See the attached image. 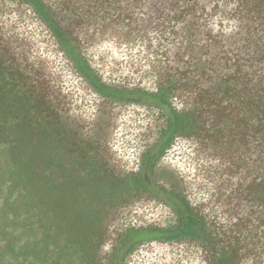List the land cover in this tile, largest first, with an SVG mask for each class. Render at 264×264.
Returning <instances> with one entry per match:
<instances>
[{"label": "trees", "instance_id": "obj_1", "mask_svg": "<svg viewBox=\"0 0 264 264\" xmlns=\"http://www.w3.org/2000/svg\"><path fill=\"white\" fill-rule=\"evenodd\" d=\"M20 1L29 5L63 54L103 95L108 86H98L96 69L86 59L76 32L85 34L89 27L102 24L125 28L136 22L134 28L147 35L149 19L164 17L156 28L161 36L157 92L150 93L163 104L157 107L166 124L163 147L176 137L197 142L226 162L227 180L236 177V183L223 192L222 221L196 213L187 198L179 197L182 210L167 201L176 215L172 227H144L143 231L198 245L206 264H264V0ZM214 18L219 27H209ZM225 22L232 28L222 29ZM170 35L178 37L177 49L168 53L164 48ZM32 73L0 32V120L3 115L18 122L19 140L11 143L12 157L10 154L18 171L27 170V161L30 172L46 171L49 160L43 143L49 138L57 143L67 141L73 162L101 171L104 177L100 180L109 184L115 202L132 203L142 196L164 201L165 194L174 192L142 175V154L139 169L118 173L103 156L104 136L98 132L84 138L79 127L61 112L45 81ZM180 95L188 97V104L172 108V101ZM53 165L55 171L62 170L59 163ZM25 177L36 206L54 213V227L61 226L69 210L52 202L58 198L59 185L51 186L47 193L43 178ZM47 195L52 197L50 202ZM68 228L75 230L72 225ZM89 241L92 250L99 247ZM7 256L9 253L0 251V260ZM120 259L117 255L115 264ZM91 264H103L102 259L95 255Z\"/></svg>", "mask_w": 264, "mask_h": 264}, {"label": "rangeland", "instance_id": "obj_2", "mask_svg": "<svg viewBox=\"0 0 264 264\" xmlns=\"http://www.w3.org/2000/svg\"><path fill=\"white\" fill-rule=\"evenodd\" d=\"M163 18L149 19L147 35L134 28L136 22L125 28L102 24L89 27L85 34L76 32L86 59L96 69L98 86H108L103 95L63 54L27 3L0 0L3 38L28 69H33L32 75L45 81L61 112L79 127L82 136L90 138L98 132L104 136L103 156L118 173L139 169L143 160L142 175L174 191L165 194L164 201L142 196L132 203L115 202L109 195V184L100 180L103 173L73 162L71 147L59 139L57 143L47 138L43 143L49 160L46 171L30 172L29 161L25 163L28 171H18L10 159L11 143L19 140L15 130L18 122L1 115L0 251L9 256L0 264H91L95 255L103 264H115L117 255L121 257L119 264H206L198 245L143 231L144 227H172L176 215L167 201L182 210L180 200L185 198L196 213L222 221L223 192L236 183V177L227 180L226 162L197 142L176 137L163 147L166 124L157 114V107L163 104L150 94L157 92L161 36L156 28ZM216 22L215 18L209 20V27H219ZM230 24L225 22L222 29H231ZM168 37L164 50L174 52L178 37ZM182 104H188L187 96H178L170 106ZM54 163L62 170L55 171ZM29 175L43 178L47 193L51 186L59 185L58 198L52 202L69 210L61 226L57 225L61 232L54 227L55 214L36 206L25 177ZM71 225L75 230L68 228ZM87 240L99 247L92 250Z\"/></svg>", "mask_w": 264, "mask_h": 264}, {"label": "flooded vegetation", "instance_id": "obj_3", "mask_svg": "<svg viewBox=\"0 0 264 264\" xmlns=\"http://www.w3.org/2000/svg\"><path fill=\"white\" fill-rule=\"evenodd\" d=\"M148 178V177H147Z\"/></svg>", "mask_w": 264, "mask_h": 264}]
</instances>
